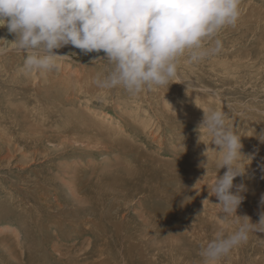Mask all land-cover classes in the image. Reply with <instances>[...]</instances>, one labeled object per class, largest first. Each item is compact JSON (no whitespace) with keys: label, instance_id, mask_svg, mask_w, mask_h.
Masks as SVG:
<instances>
[{"label":"rangeland","instance_id":"rangeland-1","mask_svg":"<svg viewBox=\"0 0 264 264\" xmlns=\"http://www.w3.org/2000/svg\"><path fill=\"white\" fill-rule=\"evenodd\" d=\"M240 8L241 15L236 27L223 30L217 37L222 42L221 52L196 63L183 58L178 66L177 79L169 85L170 93L162 94L159 98L158 88L145 89L143 96H130L122 88H97L95 78L97 75H107L109 65L105 61L93 65L90 61L98 56L103 57L102 52L85 55L79 49L64 50V47L56 50L58 55L68 56L54 62L58 67L27 72L24 70L25 54L12 43L15 36L9 34L6 28H0V238L12 234L10 237L14 239L19 235L21 246L18 247L23 250L18 261L19 254H14L4 242H0V264H88V260L103 256L100 250L108 243L109 237L114 239L111 247L118 248L115 243L118 234L111 223H108L110 234L102 235L84 223L75 224L70 218L60 219L58 212L64 209L66 215L62 216H72V211L65 209L69 195H72L66 184L76 181L70 179L68 173L85 171L82 176L87 182L85 188L90 190L96 184L98 186L93 190L101 189L99 193L105 194L110 184L101 175L111 179L118 170L120 173L126 172V168L133 166L135 160L141 159L139 150L123 152L124 146L130 144L144 149L149 157H157L155 160L158 164L152 169L155 186L151 193L147 190L145 193L136 192L142 189L139 182L132 187L135 199L126 210L134 224L131 229L139 224L137 221L141 218H137V208L143 206L169 211L176 217L186 219L184 212H176L172 202L179 203L180 198L184 207L188 204L187 201L184 203L185 197L201 191V187L195 188L196 183L207 179L215 181L217 175L223 176L226 171L216 168L219 149L203 130L201 138L205 144L198 142L197 128L203 121V110L227 112V125L241 136L245 157H241L240 166L247 168V175L237 177L233 183H243L247 194L243 195V211L237 215L250 217L254 224L259 222L260 208L264 206H256L259 211L251 214L255 208L251 206V199L259 204L264 196V161L261 160L264 152L261 155L258 149L260 144H264L258 139L259 134L264 133V72L254 67L244 69L243 64L260 52L258 42L260 47L264 46V29L256 26V21L264 22V0H241ZM253 22H256L255 26ZM65 72L69 73L65 78L66 88L59 95L53 92L46 96L41 81L63 80L62 74ZM33 83H37L35 85L40 88L37 89L39 91L34 89L37 87ZM190 83L195 88H204L205 92L200 90V93H206L207 98L200 101L198 96L192 97L193 90L179 91ZM169 90L165 89L166 92ZM18 105L23 107V113L32 118L30 121L35 119L41 124L48 119L50 123L46 126L57 136L67 133V140L48 142L46 136L40 142L26 143L31 139L22 138V143L13 144L15 138L10 141V135L18 136L21 133L14 124V119L20 114ZM61 129L66 132H61ZM109 129L114 132V138L120 139L116 141L111 138ZM2 137L8 142L1 140ZM207 151L208 157L205 155ZM247 157H251V160ZM199 164L203 165V169L195 166ZM172 166L180 169L175 179L168 175V170L177 172ZM212 167L216 171H211ZM183 169L186 173L182 172ZM99 176L100 184L96 182ZM91 181H95V184ZM144 185H149V181ZM232 191L235 192L236 188ZM78 215L82 219L86 215L91 216L89 211ZM187 216L191 220L190 226L197 229L204 225L209 230L216 223L221 226L218 228L222 236L233 233L239 226L235 220H238L237 216L231 220L230 217L225 218L224 214L217 215V222H211L207 214ZM59 223L65 224L68 233L60 230ZM74 229H78L76 234L71 231ZM262 240L264 236L250 233L247 243L228 255L244 251L241 254L247 255V258L242 259L248 260L244 263L264 264V252L254 253L251 248L257 252L256 247L262 246ZM59 249L66 251V254L61 255ZM219 263L227 264V261L220 260Z\"/></svg>","mask_w":264,"mask_h":264},{"label":"clouds","instance_id":"clouds-1","mask_svg":"<svg viewBox=\"0 0 264 264\" xmlns=\"http://www.w3.org/2000/svg\"><path fill=\"white\" fill-rule=\"evenodd\" d=\"M240 5L241 0H0V28L15 36L12 43L25 54L27 72L58 67L54 62L68 56L58 55L56 50L66 46L85 55L102 52L103 57L90 61L109 65L107 75L95 78L96 87L122 88L137 96L145 89L172 85L183 58L196 63L219 54L223 46L217 37L236 27ZM203 112L198 142L204 143L203 130L219 149L216 168L226 169L208 189L209 197H216L225 218L235 214L239 225L201 250L202 264H219L247 243L249 233H264V211L255 224L250 217L237 215L244 200L241 193L247 191L243 183H233L247 175V168L240 166L241 157H245L241 136L227 125V112ZM258 139L264 143V133ZM189 199L185 197L184 203ZM260 203L264 206V196Z\"/></svg>","mask_w":264,"mask_h":264},{"label":"bare ground","instance_id":"bare-ground-1","mask_svg":"<svg viewBox=\"0 0 264 264\" xmlns=\"http://www.w3.org/2000/svg\"><path fill=\"white\" fill-rule=\"evenodd\" d=\"M251 19L252 18L248 19V23H249V20L251 21ZM256 22L258 23L257 25H256ZM256 22H253L254 23L253 26L256 25V26H259L260 29H264V22H258V21ZM257 46L259 47L260 52H258L253 59L245 61V63L243 64V68L245 69V68L254 67V68H259L260 71L264 72V59H263L264 58L263 57L264 56V46L260 47L259 42ZM65 49L71 50L74 48L71 46H66L64 50ZM90 67H93V66H90ZM67 75H69L68 72H65L62 74L63 80L60 78L59 79L56 78L55 80L43 79V81H41L42 82L41 87H43V93L46 96H48L50 93H53V92H56L59 95L61 90L66 88L64 84L67 83L66 82L67 80L65 79ZM35 84L37 83H33V85ZM38 88L39 87L34 88V89L37 90ZM158 89L160 90V95H161V96L159 95L158 98L162 97V94L164 95V94L170 93L169 86L158 88ZM165 89L169 91L166 92ZM203 89L204 88L201 89L200 86H197L195 88V86L190 83L186 85L185 87L183 86L179 91L184 92L187 90H193L195 92L192 93V97L197 98L198 96L199 97L198 99L202 101L208 96L206 93H200V90H202V92H205ZM175 90L177 92V89ZM139 96H143L142 93L139 94ZM22 108L18 105V112L20 111L19 112L20 114L18 118L14 119L15 121L13 120L14 124L17 127H19L21 130V133L19 134L20 136L10 135V133H8L7 131L5 132L3 130L5 134L10 135V141L15 138L13 144L22 143V138L31 139L30 141L26 143L40 142L41 140L44 141L46 136L48 138V142L54 141L55 139H59L60 141L67 140V137H66L67 133L64 136H57L52 130H50L51 129L50 127L46 126L50 123L48 119L42 121L44 125H42V123L38 124L35 119L30 121V119L32 118H29L25 113H23ZM13 115L14 117H16L15 114ZM19 118L23 120H20ZM65 119H66L65 122H67L68 119L67 118ZM96 124L97 123H94L95 126ZM103 124H107V123H103ZM170 125H173V123ZM93 130L91 131L93 132ZM61 132H66V131L65 129H61ZM106 132H108V130H106ZM108 133H110V136L112 135L111 138H114V132H112L109 129ZM84 138H87V137H82V139ZM117 139H120V137L114 138V140L116 141ZM1 140L8 142L7 139H5V137H2ZM89 143L91 144L92 141L89 140ZM259 144L260 143H258V145ZM108 149H110V147H108ZM258 149L260 151L259 154L262 155L264 152V144H260V147ZM124 150H127V152H133V151L135 152L136 150H139L140 153L142 154L141 156H139L141 159L135 160L133 163L134 164L133 166L126 168V172L120 173L118 170L117 175L111 179H107L103 177V175L100 174L101 177L110 184L109 189H106L107 192L105 194L99 193L101 189L98 191L93 190V188L98 186L95 184V181L94 182L91 181L95 185L91 186L90 184L91 186V188L89 186L90 190L89 189L87 190L86 189L87 187L85 188V186L87 185V182H85L84 181L85 179L82 178V176L84 177L85 171L84 173L82 171L81 173L73 172V171L70 172L71 174L68 173V175L70 176V179H73L77 182V183L75 182L76 183L75 184L69 181L67 182L68 184H66L67 187L70 189V193L72 195H69V199L67 203L68 207H65V209L71 210L72 213L70 214H72V216L71 217L62 216V215H66V213L63 212L65 210L62 209L61 212H58V216L61 217L60 219L70 218L71 220L75 222V224L83 225L84 223L86 227L94 228V230H96L102 235L110 234V231H108V223H111L112 225H114L113 228L114 230H116L118 234L116 236V239L117 238L118 239L115 241L116 247L118 248L115 249L111 247V244L113 243L112 241L114 239H110L109 237V240L107 241L108 243H106L104 247H102L100 250V254L103 256H100V258H95L93 260H88V264H202L201 262L203 258L200 255L201 250L203 249L202 246H206L209 242H211L217 236H222L220 234L222 232L219 229L221 228V226L219 225L217 226L215 223L214 224L215 227L213 226L209 230L204 225H202L201 228L197 229L196 226H193V225L190 226L191 220H189L190 218L187 215L188 214H193V215L207 214L208 219L212 220L211 222H215V221L217 222V219H216L217 215L224 214L222 212V208L217 205L219 201L216 199V197L214 196L209 197L208 189L210 188L212 184L215 183V181H210L208 179L204 180L202 182L204 184V187L202 186V183H196L195 188L200 189L201 187L204 190V194H203L202 189L199 192V194H197L198 192H195L193 196H190L191 199L187 201L188 204L185 205L184 207H182L181 205L182 200L180 198H178L179 203L172 202V206L174 207L176 212H179V214H182V212H184L185 217H187L186 219L182 217H176L170 214L172 212H169V211L167 212L165 210H159V209L156 210L152 208L150 209L146 206H143L141 208H137L138 209L137 213H139L137 218L139 217L141 218L140 221H137L139 224L136 225L133 229H131V226H134V224L133 222H131L130 220L131 217H129L130 215L126 213V210L131 206V204L133 203V200L135 199L132 195V187L134 184L139 182L140 188L142 186V189L141 190L137 189L136 192L139 191L138 193H140L141 191L145 193V190H147L151 193V191L153 190V186H155V183L152 180L153 178L152 169L156 167L158 164H157V161L155 160V158L157 157H154V156L149 157L148 154L144 151V149L141 150V148H138L135 145L133 146L131 144L129 146L126 145L124 146L123 152H125ZM261 160L264 161V158L262 157ZM159 162L161 161L159 160ZM195 166H198V167L200 166L198 168L200 170L201 168L203 169L202 164L195 165ZM61 167L63 168V166ZM171 168L175 170L177 169V172H174V170L172 169L171 170L167 169L171 173V174L168 173L171 179H175L176 177H178V173L180 169L176 166H172ZM211 171H216V170L214 169V167H212ZM182 172L186 173V170L183 169ZM85 177H87V174ZM100 180L101 178L99 176V179H97L96 182L100 184L101 183ZM147 181H149V185H144L145 183H147ZM61 183L65 184L64 181H61ZM241 194L244 195L247 193L244 192ZM205 199H208V200L203 205L202 202ZM255 203L256 201L254 199H251V206H255V208L252 209L251 214H255L257 211H259L258 210L259 208H256V206H259V207L262 206L261 203L259 204L256 203L257 205H255ZM206 205L207 207H205ZM242 206L244 205L241 204L240 207L238 208L237 214L243 211ZM260 210L264 211V208H260ZM88 211L90 212L91 216L86 215L85 219H82L78 215V214H86V212ZM235 216L236 215L233 214L230 217L231 220ZM235 220L237 221V218H235ZM233 222L236 223L235 221ZM59 226L61 228V229L59 228L60 230H63L65 233H68L65 231L67 230L66 229L67 227H65V224L59 223ZM161 228L166 229V230H161ZM77 230L78 229H74L71 231L76 234ZM216 232H218L219 234ZM11 235L12 234L2 236L0 238V242H4V245L6 244L7 249L13 250L14 254L18 253L19 254L18 261H20L22 257V251H23L21 247H18V246H21L20 240H19L20 236L16 235L15 238L13 239L12 237H10ZM256 235L264 236V233L257 232ZM7 244L9 245L7 246ZM251 248L254 250V253L263 254L264 240H262V246L260 244L258 247H256L257 252H255V248L253 247ZM237 249H240V247H238ZM246 250L247 249H245V251ZM60 251H61L60 252L61 255L66 254L65 253L66 251H63L62 249ZM242 252L244 251H237V253H235L233 256L227 255L223 257L221 261L223 262L226 260L227 264H248V263H244V262H248V260L242 259V258H247V255L241 254ZM240 259H242L243 262ZM64 262L67 263L68 260H65ZM68 264H72V263H68ZM219 264H222V263H219Z\"/></svg>","mask_w":264,"mask_h":264}]
</instances>
